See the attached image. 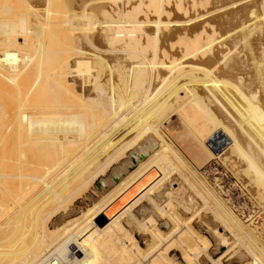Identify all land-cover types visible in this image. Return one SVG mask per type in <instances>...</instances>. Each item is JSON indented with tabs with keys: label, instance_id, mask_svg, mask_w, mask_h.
I'll return each instance as SVG.
<instances>
[{
	"label": "bare ground",
	"instance_id": "obj_1",
	"mask_svg": "<svg viewBox=\"0 0 264 264\" xmlns=\"http://www.w3.org/2000/svg\"><path fill=\"white\" fill-rule=\"evenodd\" d=\"M263 235L264 0H0V264H264Z\"/></svg>",
	"mask_w": 264,
	"mask_h": 264
},
{
	"label": "rangeland",
	"instance_id": "obj_2",
	"mask_svg": "<svg viewBox=\"0 0 264 264\" xmlns=\"http://www.w3.org/2000/svg\"><path fill=\"white\" fill-rule=\"evenodd\" d=\"M180 123L178 121V119L176 117H172V120L169 124V128L172 129L175 132H180ZM217 137V136H216ZM219 137V136H218ZM218 143V140L214 139L212 142L213 147L215 148V146H217L216 144ZM213 152L214 149L212 148ZM220 166V167H219ZM223 169V170H222ZM200 171V172H199ZM198 172L205 178L206 182L212 186L215 184L214 179H219L220 180V186L223 187L224 191H227V194L225 195V197H223L224 199H227L230 201L231 205L234 206L235 209H237V214L238 211L241 212L243 214V216H250L252 217L251 220L254 221V224L258 227H260V220L255 219L253 216V212H256V208L251 205L250 201L248 200V198L245 196V192L240 191L239 188L237 187H233V178L232 176L224 169V167L219 163L216 162V160L210 162L209 164L205 165L204 167H202L201 169L198 170ZM115 183V181L112 182V184ZM110 188V186H108L106 189H99V187L94 188L95 192L94 194L93 191L88 192L87 195L80 199V203L76 202L72 207V209H74V212H72L70 215V217H74L77 216L78 214L82 213L83 211L86 210V208L88 206L91 205V202L93 203L101 194L105 193L106 190H108ZM236 211V210H235ZM185 217H187L186 215H184ZM242 216V215H241ZM102 222V219H99V223ZM124 221H122L123 223ZM124 226H126V224L123 223ZM194 228L199 229L196 225L194 226ZM264 236V235H263ZM137 241L140 243V245L142 247L145 246V242L147 240V238L145 237H140L138 235L135 236ZM170 256L171 258H174V260H176L179 264H184L180 253L173 249L170 251Z\"/></svg>",
	"mask_w": 264,
	"mask_h": 264
},
{
	"label": "water",
	"instance_id": "obj_3",
	"mask_svg": "<svg viewBox=\"0 0 264 264\" xmlns=\"http://www.w3.org/2000/svg\"><path fill=\"white\" fill-rule=\"evenodd\" d=\"M99 219H102V218L100 217ZM104 222H105V220H104V219H102V222H101L100 224H103Z\"/></svg>",
	"mask_w": 264,
	"mask_h": 264
}]
</instances>
